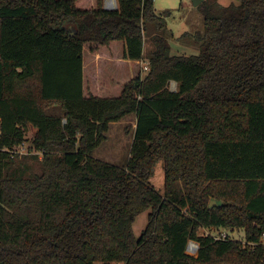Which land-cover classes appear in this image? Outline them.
Wrapping results in <instances>:
<instances>
[{
    "label": "trees",
    "instance_id": "16d2710c",
    "mask_svg": "<svg viewBox=\"0 0 264 264\" xmlns=\"http://www.w3.org/2000/svg\"><path fill=\"white\" fill-rule=\"evenodd\" d=\"M203 5L198 53L174 54L153 0H0V264H264L242 239L198 235L264 231V0ZM129 114L126 162L93 157Z\"/></svg>",
    "mask_w": 264,
    "mask_h": 264
},
{
    "label": "rangeland",
    "instance_id": "374dc122",
    "mask_svg": "<svg viewBox=\"0 0 264 264\" xmlns=\"http://www.w3.org/2000/svg\"><path fill=\"white\" fill-rule=\"evenodd\" d=\"M204 1V0H203ZM222 6L230 4L231 0H217ZM202 3V2H201ZM200 3V4H201ZM154 11L157 15L164 19L166 24L165 37L174 54H197L199 51L200 37L203 31V7L194 6L191 0H153ZM152 26L148 27L147 33L144 36V58H142L139 65L131 66L129 72L131 77L135 75L136 69L144 73L143 64L147 54L153 49L151 36L155 34ZM120 66V65H119ZM103 69V66H102ZM118 73L115 80L122 81L126 76L124 66L118 67ZM106 73V71H105ZM104 69L102 70L101 77H103ZM108 80V75H106ZM173 87L171 88L174 90ZM106 95V93H103ZM47 115L62 116L63 113L57 107H50L46 110ZM135 126L134 114H129L123 119L109 124L108 130L105 133L106 139L96 147L91 155L103 161L123 165L128 156L130 145L133 138V127ZM34 129L30 128L27 136L30 137L34 133ZM26 158L29 164H33L32 159L28 155L18 156V160ZM34 166V165H33ZM149 182L161 194L164 190V171L163 161L159 160L153 171V175ZM150 210L141 212L133 223V233L139 237L147 224V216ZM222 230V229H220ZM234 239H243L244 232L242 229L225 230ZM218 229H200L198 235H205L206 233H218ZM191 256H197V252L188 251Z\"/></svg>",
    "mask_w": 264,
    "mask_h": 264
},
{
    "label": "built area",
    "instance_id": "2783aa9c",
    "mask_svg": "<svg viewBox=\"0 0 264 264\" xmlns=\"http://www.w3.org/2000/svg\"><path fill=\"white\" fill-rule=\"evenodd\" d=\"M102 7L106 10H114L117 8V0H102ZM147 68H148L147 62H144L143 69L147 70ZM170 87L171 88L176 87L175 82H171ZM22 146L23 145H21V147ZM205 235H211L214 240H220V239L224 240V239L229 238L228 233L223 229L219 230V232L216 234L206 233ZM241 243H242L243 247H246L247 249H249L251 251H254L256 248L264 249V231L259 234V237L257 238V240L248 241V240L242 239ZM198 247H199V245L196 241L190 240V241H188V244L186 246V252L188 253L189 250L193 251V252H197ZM190 255H193V254H190Z\"/></svg>",
    "mask_w": 264,
    "mask_h": 264
},
{
    "label": "water",
    "instance_id": "95a60500",
    "mask_svg": "<svg viewBox=\"0 0 264 264\" xmlns=\"http://www.w3.org/2000/svg\"><path fill=\"white\" fill-rule=\"evenodd\" d=\"M192 1V3L194 4V6H197V5H199L203 0H191ZM33 135V134H32ZM214 204H216V201L215 200H211L210 201V203H209V205H214Z\"/></svg>",
    "mask_w": 264,
    "mask_h": 264
}]
</instances>
